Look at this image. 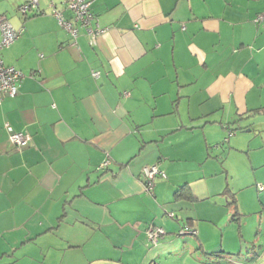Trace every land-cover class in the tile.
<instances>
[{"label":"crops","instance_id":"1","mask_svg":"<svg viewBox=\"0 0 264 264\" xmlns=\"http://www.w3.org/2000/svg\"><path fill=\"white\" fill-rule=\"evenodd\" d=\"M24 1L0 0L24 74L0 99V264H264V191L244 189L264 181V0H91L93 42L52 13L65 0ZM244 149L255 176L235 182Z\"/></svg>","mask_w":264,"mask_h":264},{"label":"built area","instance_id":"2","mask_svg":"<svg viewBox=\"0 0 264 264\" xmlns=\"http://www.w3.org/2000/svg\"><path fill=\"white\" fill-rule=\"evenodd\" d=\"M65 6L72 12L71 17H67L64 12L58 9L54 3L52 5V13L57 17L59 23L71 34L73 39L79 34L80 28H84L88 35L91 37V41H95L97 36L105 29L98 24H94V14L91 10V0H65ZM39 0H25L20 6L21 12L28 14L30 9L37 8ZM40 11V10H38ZM257 23H264V11L257 13L255 17ZM23 28L16 29L11 21L5 14L0 13V99L5 95H15L17 93L18 81L24 76L23 72L16 69L12 65L5 64L1 57V50L15 41ZM93 75L98 76L99 71L93 70ZM125 94H128L125 92ZM233 134L230 130L229 135ZM10 139L17 145H24L29 141V134L23 131H13L10 134ZM229 137L226 138L228 140ZM108 159L101 163V167L106 166ZM158 174L165 176V172L159 167L158 164L146 165L143 169V177L145 180V188L150 191L153 188V180ZM261 189L264 188V184L259 185ZM173 215V213H171ZM191 230L183 226L180 229V233H186ZM194 232V230L192 231ZM166 233L165 229L161 226L153 225L149 231V238L154 242H158L163 238Z\"/></svg>","mask_w":264,"mask_h":264},{"label":"rangeland","instance_id":"3","mask_svg":"<svg viewBox=\"0 0 264 264\" xmlns=\"http://www.w3.org/2000/svg\"><path fill=\"white\" fill-rule=\"evenodd\" d=\"M259 128V127H258ZM238 133L241 135L242 134V131H241V129H239V131H238ZM263 134L264 133H262L261 135H260V137H261V139L263 140L264 139V137H262L263 136ZM251 147H252V154H253V156H256L257 157V155L261 152V151H263L264 152V147H261V146H259V144H258V139H257V136H253L252 138H251ZM244 157H246L247 158V156H246V149H244L243 151H241V152H238V153H233L232 155H231V157L230 158H228V163L231 165V168L233 169V173L235 174V182L240 178V177H246V178H251L252 179V177H254L255 176V170H248L247 169V166H246V162H245V159H244ZM244 168V169H243ZM261 168H263V167H261ZM260 172V171H259ZM243 175V176H242ZM244 181H246V179L244 180ZM255 181V180H254ZM253 181V182H254ZM262 182H264V181H258V183H262ZM258 183H257V181H255V183L253 184V183H251L247 188L245 187L244 189L246 190L247 189V191H252V189H254V191H255V193H257V194H260V193H262L264 190H259V185H258ZM264 184V183H263ZM253 193V192H252ZM261 212V211H260ZM260 212H256V213H250V214H247V215H243V218H248V217H250V220H252L253 218V216H255V218L257 219V216H260ZM242 217V216H241ZM254 221V220H253ZM257 224V223H256ZM256 226L257 225H255V230H256ZM255 230H253V231H255ZM49 257H50V255H48L47 256V259L46 260H41V261H37L36 262V264H51L50 263V259H49ZM27 262H23L22 264H26Z\"/></svg>","mask_w":264,"mask_h":264},{"label":"trees","instance_id":"4","mask_svg":"<svg viewBox=\"0 0 264 264\" xmlns=\"http://www.w3.org/2000/svg\"><path fill=\"white\" fill-rule=\"evenodd\" d=\"M34 9V8H33ZM39 12V11H38ZM263 184V183H262ZM258 185H260L259 183H258ZM184 186H186V184L185 185H183V186H181V188H179L177 191H176V196L177 197H180V196H182V189H183V187ZM264 189V188H263ZM263 189H261L260 188V186H259V190H263ZM233 202L236 204V199H234L233 200ZM241 214L242 213H240L238 210H237V208H236V210L234 211V213L232 214V218L234 219V220H237V222H239L240 221V216H241ZM240 224V223H239ZM183 227V226H182ZM181 227V228H182ZM194 235L195 234H197V231L196 230H194V232H192ZM182 234V233H181ZM185 234H187V232L185 233ZM164 237V236H163ZM249 250H251V251H253L254 253H256V245L255 244H249Z\"/></svg>","mask_w":264,"mask_h":264}]
</instances>
